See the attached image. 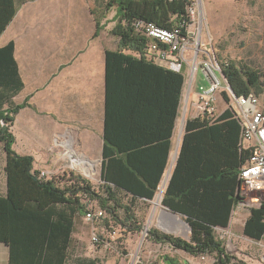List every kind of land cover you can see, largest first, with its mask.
I'll list each match as a JSON object with an SVG mask.
<instances>
[{
	"label": "trees",
	"instance_id": "trees-1",
	"mask_svg": "<svg viewBox=\"0 0 264 264\" xmlns=\"http://www.w3.org/2000/svg\"><path fill=\"white\" fill-rule=\"evenodd\" d=\"M2 1L0 36L16 12L13 0ZM114 4L121 9L111 33L119 41L117 50L106 54V119L98 189L78 173L45 181L34 168V158L13 149L11 129L26 104L11 101L24 83L13 58V43L0 48V143L7 155L8 178V193L0 195V243L10 248L9 264H99L98 259L83 257L71 262L77 217L87 211L83 200L98 203L108 216L106 225L114 222L128 233H139L143 225L136 216L137 203L149 204L156 198L169 167L185 76L147 60V39L138 36L133 25L145 20L170 30L185 20L187 0H113L106 10ZM124 51H136L141 57ZM221 65L236 96L264 93L260 71L238 61ZM223 95L228 103L227 94ZM240 138L241 125L229 107L216 120L201 116L186 121L162 204L190 225V238L152 229L149 241L172 245L194 257L215 256L214 264H246L230 255L216 234L219 228H229L238 201L244 200L239 170L250 153L241 149ZM62 179H66L63 187ZM243 234L257 242L264 240V201L250 209ZM162 260L177 264L168 256Z\"/></svg>",
	"mask_w": 264,
	"mask_h": 264
},
{
	"label": "crops",
	"instance_id": "crops-1",
	"mask_svg": "<svg viewBox=\"0 0 264 264\" xmlns=\"http://www.w3.org/2000/svg\"><path fill=\"white\" fill-rule=\"evenodd\" d=\"M201 1L206 14L205 0ZM2 2L0 0V10L5 8L1 5ZM12 2V7L16 11L15 16L0 36V48L13 43V58L24 83L22 90L11 102L20 104L30 98L31 105L20 110L12 127L17 153L34 157V168L40 173L47 174L45 181L65 175L68 179L69 173H78L76 169L80 170L85 165L91 168L97 164L103 166L106 54L107 51L118 48L119 38L111 33L117 24L116 16L113 19L103 15L98 19L92 0H13ZM207 21L209 24L208 19ZM112 42L115 45L117 43V46L111 48ZM124 53L134 55L136 58L140 57L136 51H124ZM193 90L189 95L186 121L202 116L199 107V89L197 88L195 92ZM6 108L8 105H5ZM180 110L172 136L169 167L159 184L161 192H165L167 183L171 179L172 169L175 167L185 133V125L184 131L182 127L178 129L177 126ZM22 146L38 149L21 152L18 148ZM62 148L74 151L69 152L67 164L61 162V155L58 156L55 151H47V149ZM98 156L101 157L100 160ZM6 163L5 153L3 171L2 168L0 169V195L8 193ZM37 163L41 166H37ZM65 181L66 179H62L61 187L65 185ZM160 195L162 197L163 193ZM162 207L158 214L161 224L179 229L185 225L179 221L175 223L176 225L171 223L166 216L164 205ZM233 216L229 228L233 223ZM77 230L76 225L73 237L76 236ZM249 240L256 244H264V240L261 242ZM10 258V248L5 243H0V264H9ZM245 258L256 259L246 255ZM262 261L264 262V256L261 257Z\"/></svg>",
	"mask_w": 264,
	"mask_h": 264
},
{
	"label": "rangeland",
	"instance_id": "rangeland-1",
	"mask_svg": "<svg viewBox=\"0 0 264 264\" xmlns=\"http://www.w3.org/2000/svg\"><path fill=\"white\" fill-rule=\"evenodd\" d=\"M111 1L113 0H92L98 19L103 15L115 19L121 8L119 5L114 4L112 8L106 10L109 8L108 4ZM205 3L207 10L205 17L207 16L206 20H209V26H211L209 28L215 41L214 48L219 61L230 60L246 63V65L262 73V81L264 83V0H258L254 6H251V2L248 0H205ZM201 42H207L206 34H203ZM110 45L111 48H114L117 46V43L115 45L112 42ZM188 56L191 57L192 54L189 53ZM194 84L195 90L193 91L195 92L201 85H207L208 81L204 78L203 74H198ZM190 90L191 85L189 82L185 85L183 92V103L177 125L178 129L182 127L183 131L186 123L187 105L189 104L188 93ZM260 97L261 101H264V93ZM217 98L216 109L218 114H221L227 108L228 103L224 98L223 92H219ZM29 101L30 98H27L20 105L25 103L26 106L23 108L31 107ZM15 148L14 145L13 149L16 151ZM18 149L21 152L27 150L31 152L38 148L33 150L22 146ZM48 150L55 151L58 156L61 155V162L63 164L69 163L68 154L69 152H74L64 148ZM97 158L101 159L100 156ZM4 163L5 153L3 151V144L0 143V169L2 168V171ZM36 165L38 166L39 163ZM101 166L97 164L91 168L85 165L82 166V169L79 170L77 168L76 170L79 175L86 177L98 189L102 182ZM49 167L51 168V165ZM162 193L160 190L156 198L149 204L137 203L136 216L143 225V229L139 233H128L122 226L116 225L114 222L106 225L105 219L108 217L106 212L104 213V219L96 221H87L85 212L81 213L77 217L78 230L71 248V262L83 257L98 259L99 264H164L162 256H168L173 258L177 264L216 263L215 256L194 257L185 251L175 249L172 245L157 244L148 240L145 231L147 228L163 231L161 228L163 225L158 219V214L163 208L162 197L160 195ZM246 204V206L240 205L235 208L231 227L228 230L219 229L216 234L224 240L226 251L230 255H233L238 260L240 259L242 262L246 261V264H264L263 261L261 262V257L264 256V244H256L247 239L243 234L245 220L249 216L250 208L255 207V205L250 203V199L246 201ZM83 205L86 210L100 208L96 201L83 200ZM93 229L98 235L101 244H94L92 241L91 232ZM170 234L183 239L190 238L188 229L185 231L182 227L180 229L176 228V231ZM245 255L256 259L251 258L252 260H249L245 258Z\"/></svg>",
	"mask_w": 264,
	"mask_h": 264
},
{
	"label": "built area",
	"instance_id": "built-area-1",
	"mask_svg": "<svg viewBox=\"0 0 264 264\" xmlns=\"http://www.w3.org/2000/svg\"><path fill=\"white\" fill-rule=\"evenodd\" d=\"M186 9L185 20L170 30L145 20H136L134 29L138 36L147 39L145 58L167 69L183 73L185 85L190 82V92L194 88L197 75L203 74L208 84L201 85L198 90L202 116L213 120L218 118L220 114L216 109L217 95L225 90L229 98L227 108L234 112L241 125L240 147L250 153L239 170L244 200L238 201L237 207L246 206L248 199L255 207H259L264 201V105L261 98L254 94L247 97L236 96L223 77V67L214 48L215 41L202 1L187 0ZM196 33L206 34L207 42L197 41ZM189 53L192 54L191 57L188 56ZM40 175L41 179L47 176L46 173ZM104 213L100 208H91L84 214L87 221H96L104 219ZM91 235L94 244H101L94 229Z\"/></svg>",
	"mask_w": 264,
	"mask_h": 264
},
{
	"label": "water",
	"instance_id": "water-1",
	"mask_svg": "<svg viewBox=\"0 0 264 264\" xmlns=\"http://www.w3.org/2000/svg\"><path fill=\"white\" fill-rule=\"evenodd\" d=\"M224 75H225V74H224ZM224 75H223V77L225 78ZM230 88H231V87H230ZM162 198H163V196H162ZM165 211H166V213H167L166 216L168 217V219H169V221H170L171 223H173L174 225H176L175 223H176L177 221L182 222L183 224H185V225L188 227L189 232L191 231V227H190V225L182 219L183 217H182L179 213H176V212H174V211H171V210H169L168 208H165ZM162 225H163V224H162ZM161 228L163 229V232L166 233V234L173 233V232L176 230L175 227L171 228V227H166V226H164V225L161 226ZM145 231H146V235L148 236L149 233H150V229L147 228ZM172 235H173V234H172Z\"/></svg>",
	"mask_w": 264,
	"mask_h": 264
},
{
	"label": "bare ground",
	"instance_id": "bare-ground-1",
	"mask_svg": "<svg viewBox=\"0 0 264 264\" xmlns=\"http://www.w3.org/2000/svg\"><path fill=\"white\" fill-rule=\"evenodd\" d=\"M202 37H203V34H200V33H196V40L197 41H200L202 40ZM159 203V202H158ZM181 227L185 228L186 229V226L185 225H182ZM188 229V228H187ZM186 229V230H187Z\"/></svg>",
	"mask_w": 264,
	"mask_h": 264
}]
</instances>
